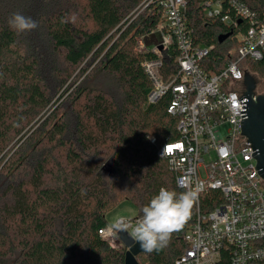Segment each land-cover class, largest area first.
Wrapping results in <instances>:
<instances>
[{"label":"trees","instance_id":"trees-1","mask_svg":"<svg viewBox=\"0 0 264 264\" xmlns=\"http://www.w3.org/2000/svg\"><path fill=\"white\" fill-rule=\"evenodd\" d=\"M140 1L0 0V264H123L124 247L97 232L108 223L105 211L129 200L140 217L161 187L184 192L157 155L178 138L170 95L146 101L151 82L142 62L155 53L136 49L138 36L148 49L159 43L150 28L161 0L130 19ZM202 1L186 0L187 16L194 42L210 48L200 66L217 72L236 58L235 34L247 23L206 16ZM239 1L264 13V0ZM13 13L37 27L16 33ZM176 54L173 44L164 51V77L176 72ZM245 60L264 85V56ZM188 223L137 261L172 264Z\"/></svg>","mask_w":264,"mask_h":264},{"label":"built area","instance_id":"built-area-1","mask_svg":"<svg viewBox=\"0 0 264 264\" xmlns=\"http://www.w3.org/2000/svg\"><path fill=\"white\" fill-rule=\"evenodd\" d=\"M150 2L141 0L130 19ZM161 5L160 19L150 28V33H160L159 43L148 49L141 37L135 38L138 51L155 53L142 62L151 82L146 101L170 95L166 110L177 118L178 138L158 146L157 155L175 172L176 187L198 193L194 213L181 234L184 249L172 264H264V178L255 166L252 146L241 133L237 99L248 70V64L241 62L264 56V13L257 14L239 0L200 3L206 16L228 25L236 26V19L247 21L236 58L219 71L208 72L200 62L210 48L194 42L186 0H161ZM172 44L177 70L164 77L163 53ZM149 141L154 143L155 138ZM138 218L117 217L97 232L111 247L126 250L116 225H134ZM125 229L131 236V228Z\"/></svg>","mask_w":264,"mask_h":264},{"label":"clouds","instance_id":"clouds-1","mask_svg":"<svg viewBox=\"0 0 264 264\" xmlns=\"http://www.w3.org/2000/svg\"><path fill=\"white\" fill-rule=\"evenodd\" d=\"M8 26L16 33L33 30L37 23L21 13H13L8 20ZM198 193L187 190L177 193L161 187L158 194L140 209V217L135 224L123 223L116 227L131 228V236L140 243V247L148 252L160 251L165 248L172 233L180 230L190 216Z\"/></svg>","mask_w":264,"mask_h":264},{"label":"water","instance_id":"water-1","mask_svg":"<svg viewBox=\"0 0 264 264\" xmlns=\"http://www.w3.org/2000/svg\"><path fill=\"white\" fill-rule=\"evenodd\" d=\"M240 19L238 23H241ZM231 32L218 35V42L223 41ZM161 48V45H158ZM257 79L253 73L246 70L242 79L243 89L239 99L241 114V133L248 139V146L254 150L255 166L258 173L264 178V93L256 91ZM117 237L127 248L124 252L123 264H140L136 255L144 251L138 241L133 240L126 229L119 228Z\"/></svg>","mask_w":264,"mask_h":264},{"label":"rangeland","instance_id":"rangeland-1","mask_svg":"<svg viewBox=\"0 0 264 264\" xmlns=\"http://www.w3.org/2000/svg\"><path fill=\"white\" fill-rule=\"evenodd\" d=\"M240 35H241L240 33H237L235 34V37L239 38ZM247 62H249V60L242 61L241 64L244 65ZM250 72L253 73L257 79L256 91L258 93H264V85L262 84L263 78L260 75L256 74L255 72H252V71ZM205 156H207V154ZM135 214H136L135 208L129 200H122L117 205L108 209L104 213L105 217L107 218L108 223L110 224L115 222L117 217H133L135 216Z\"/></svg>","mask_w":264,"mask_h":264}]
</instances>
